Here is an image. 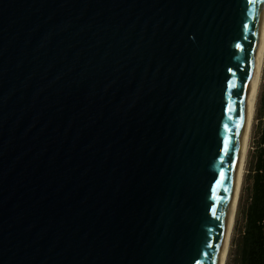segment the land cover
<instances>
[{
	"label": "water",
	"instance_id": "water-1",
	"mask_svg": "<svg viewBox=\"0 0 264 264\" xmlns=\"http://www.w3.org/2000/svg\"><path fill=\"white\" fill-rule=\"evenodd\" d=\"M264 0H0V264H216Z\"/></svg>",
	"mask_w": 264,
	"mask_h": 264
},
{
	"label": "bare ground",
	"instance_id": "bare-ground-1",
	"mask_svg": "<svg viewBox=\"0 0 264 264\" xmlns=\"http://www.w3.org/2000/svg\"><path fill=\"white\" fill-rule=\"evenodd\" d=\"M264 70V13L261 19V25L259 29V36L255 47V57L253 63V70L250 80L247 85L246 105L243 113V120L240 128L239 135V158L236 167L230 206L226 219V227L224 231L221 250L218 256L216 264H226L229 253V248L232 240V234L235 225V219L237 216V206L240 198L247 153L249 150V142L251 131L253 127L255 111L257 106L258 95L262 83V76Z\"/></svg>",
	"mask_w": 264,
	"mask_h": 264
},
{
	"label": "trees",
	"instance_id": "trees-1",
	"mask_svg": "<svg viewBox=\"0 0 264 264\" xmlns=\"http://www.w3.org/2000/svg\"><path fill=\"white\" fill-rule=\"evenodd\" d=\"M236 264H264V123L254 153Z\"/></svg>",
	"mask_w": 264,
	"mask_h": 264
},
{
	"label": "rangeland",
	"instance_id": "rangeland-1",
	"mask_svg": "<svg viewBox=\"0 0 264 264\" xmlns=\"http://www.w3.org/2000/svg\"><path fill=\"white\" fill-rule=\"evenodd\" d=\"M257 106L255 111V117L253 127L250 136L249 150L247 153L245 173L240 193V198L237 206V216L235 219L234 230L232 234V240L229 248L226 264H236L234 258L237 254V246L239 243L240 233L244 224V210L248 199V187L250 185L251 170L254 163V153L257 148L260 131L262 124L264 123V70L262 76V83L258 95Z\"/></svg>",
	"mask_w": 264,
	"mask_h": 264
}]
</instances>
